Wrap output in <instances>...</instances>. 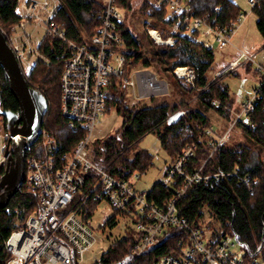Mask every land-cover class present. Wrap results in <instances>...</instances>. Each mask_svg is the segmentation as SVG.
<instances>
[{"label":"trees","instance_id":"16d2710c","mask_svg":"<svg viewBox=\"0 0 264 264\" xmlns=\"http://www.w3.org/2000/svg\"><path fill=\"white\" fill-rule=\"evenodd\" d=\"M192 11V15L208 23L231 25L241 13V7L235 0H183ZM18 0H0V26L5 30L9 41L13 27L20 21L16 12ZM118 8L134 10L133 0H115ZM106 2L102 0H62L54 20L61 23L66 30L61 38L47 31L39 50L43 57L39 59L29 73H25L28 84L39 89L48 99L49 108L45 115L43 129L47 130L57 141L60 151H71L86 135L82 129L74 130L63 116L61 75L65 62L70 55L72 41L86 43L102 24ZM144 18L145 27L157 28L164 39L172 36V45L152 39L154 55L164 69L171 74L173 82L189 92L196 93L198 107L187 102H163L148 104L144 101L131 104L130 88L125 82L132 69L140 63L143 55L137 53L141 41L125 17L117 26L123 36L126 62L123 74L113 76L108 86L106 113L116 111L122 117V124L115 133L99 137L90 156L109 171L122 178H129L134 172H144L153 164V155L146 149L136 148L148 134L154 133L161 145L168 151L171 160L176 159L187 145H195V153L189 161V169L202 168L204 178L194 189L187 192L179 202V214L187 222L204 230L212 236L221 237L232 234L245 250L244 257L249 260L258 258L253 264H264V159L261 154L247 143H230L228 139L216 138L210 131L212 121L206 110L214 109L230 119L233 126H239L244 133L264 148V85L255 99L249 113L236 120V111L242 106L236 104V98L225 82V76L232 71L214 76L217 69L216 52L213 47L198 40L200 29L187 31L189 13L182 15L178 30L173 26L178 22L176 13L168 11L167 3L160 0H144L137 10ZM256 14V25L264 35V0H259L252 7ZM146 67L151 66L149 59L143 60ZM188 65L195 69V84H189L176 77L172 71L177 66ZM237 67V66H236ZM236 67L234 69H236ZM217 69V70H216ZM219 71V70H218ZM257 72L263 75L258 68ZM169 84V92L171 85ZM171 84V85H170ZM0 101L3 109L20 112V104L10 90L8 79L0 64ZM185 105V111H180ZM0 115H2L0 113ZM5 130L8 121L5 116ZM246 118L249 120L246 121ZM9 141V139H7ZM90 146V145H89ZM40 142L26 149V159L31 153L41 152ZM7 163L0 165V181L6 171ZM237 171V174H236ZM224 172L235 174H220ZM249 177V182L243 178ZM175 189L166 187L162 180L157 181L148 191V199L158 206H164L174 195ZM99 206L96 200L84 204L83 216L88 223L92 220ZM38 207V193L25 181L22 188L10 199L6 207L0 208V247L14 229L25 225L29 215ZM122 213L115 210L114 216L107 224H117L115 215ZM209 213L215 221H207ZM216 222L219 226L215 225ZM139 234L131 229L124 237L117 239L103 253L96 264H124L131 254ZM181 239L188 241V231L183 225L170 226L162 240L146 250L139 258L138 264H152L162 255L178 254L182 249ZM8 253L0 249V264L7 259Z\"/></svg>","mask_w":264,"mask_h":264},{"label":"built area","instance_id":"2783aa9c","mask_svg":"<svg viewBox=\"0 0 264 264\" xmlns=\"http://www.w3.org/2000/svg\"><path fill=\"white\" fill-rule=\"evenodd\" d=\"M167 3L168 11L178 14L179 20L174 25L178 30L182 15L189 13L187 28L205 27L208 34L213 33L220 47L230 43L232 35L245 19L242 12L231 25H220L206 22L192 15L191 9L183 0H160ZM259 0H249L256 5ZM62 0H18L16 8L20 16L16 30L17 37L9 39L19 63L25 73H29L36 62L43 57L39 44L34 45L31 34L19 37L26 27L38 25L45 27L63 38L66 30L61 23L54 20ZM252 6V7H253ZM125 20L124 15L115 5V0H107L102 24L89 42L70 44V55L65 62L61 75L63 116L74 129L86 131V135L71 151H60L55 138L47 131H42L38 141L42 145L41 152L31 153L26 159V181L38 193V207L29 215L24 226L14 229L0 247L8 253V258L1 264H80L86 254L93 249L101 239L99 227L93 225V218L88 223L83 216L84 204L96 200L99 205L107 202L114 210L132 215L136 218L133 229L139 234L131 254L124 264H138L140 256L149 247L158 244L170 226L183 225L188 231V241L181 239L182 249L178 254L162 255L152 264H253L258 258L247 260L245 250L232 234L221 237L206 238L200 227L189 224L185 217L179 214V200L188 191L195 188L204 178L202 168L189 169V161L195 153V145H187L173 160L165 171L163 184L175 189L174 195L164 206H158L148 199V192H142L133 181L141 177L139 171L129 178L113 175L107 166L95 161L89 152L96 126L101 122L106 111L108 86L113 76L123 74L126 55L118 52L117 46L123 42V36L117 26ZM149 29L151 36L158 42L174 43L172 36L167 39H157ZM158 35L161 36L159 30ZM28 33V32H27ZM46 34V33H45ZM246 56L242 52L241 56ZM248 59H253L248 56ZM238 60L230 61L219 71L223 74L234 69ZM262 71L260 86L249 96L236 112V120L243 119L251 110L264 85V65L259 64ZM178 77L194 84L196 71L185 65L175 69ZM129 86L131 104L138 103L154 95H164L169 92L167 80L158 77L150 68L144 70L132 69L125 78ZM212 132V128L208 130ZM3 136L10 139V130ZM226 135L220 138L222 141ZM36 143L27 146L33 147ZM1 160L7 161L6 144L2 148ZM232 175L235 172L215 173ZM237 174V171H236ZM249 182V177L243 178Z\"/></svg>","mask_w":264,"mask_h":264},{"label":"rangeland","instance_id":"374dc122","mask_svg":"<svg viewBox=\"0 0 264 264\" xmlns=\"http://www.w3.org/2000/svg\"><path fill=\"white\" fill-rule=\"evenodd\" d=\"M102 1L107 2V0ZM133 1L135 7L134 10H126L123 8H119V10L124 15V17H126L128 21H130L131 28L134 30V32L142 43L137 53H141L143 57L140 63H138L135 68L136 70H144L150 68L157 73L159 78L165 79L168 83L174 84V86L170 84L171 91L167 94L154 95L151 97H147L146 99L141 101H144L148 104L163 102L175 103L185 101L188 103V105L194 107L201 106L199 105L197 94L187 91L178 83L175 84L172 80L173 77L171 76V74L164 69L161 62L154 55V50L152 46V39L154 38L149 32V29H152L154 27H145L144 18L137 11L138 7H140L144 0ZM235 1L240 5L241 12L246 16L243 23L232 35L230 43L227 46L220 47L216 36L213 33L208 34L205 27L200 28V32L197 37L198 40H200L201 42H205L207 45L214 48L216 52L215 64L217 65V69L220 68L218 69L219 71L224 67L227 62L232 59L238 58V65L236 69H232V71H230L225 76V82L230 86V90L236 98V104L238 107L242 106L244 101L249 96L253 95L256 87L260 86L262 76L259 74V72H257V69L259 67V64L264 65V35L260 33L257 28V17L256 14L252 11L253 5L250 4L249 0ZM193 29L194 26L191 25L189 29L187 28V31L191 32ZM16 30L23 31V28L18 27L17 23L13 27L9 35L11 40L13 39V36L17 37V34L14 35V33H16ZM45 33L46 29L44 26L38 25L35 28L33 25H29L26 27V30L22 32V35L19 37V40L21 41L24 38V34H31L34 41V45L36 46L42 41L45 36ZM126 50L129 49L124 47V45H121L117 48L118 52H124ZM242 52H245L246 56L240 57ZM248 56H252L253 59H248ZM145 59H149L151 61V66H144L143 60ZM175 69L172 71V73L176 77H178L175 73ZM218 70L214 73V76L219 75ZM237 110L238 108L235 109L234 112H238ZM180 111H185V105H181ZM206 112L211 118L212 126H214L215 128V131H212L215 137H218L220 134H222V136L226 135L224 139L227 138L230 143H247L256 151H258L264 159V148H262L257 142H255L248 135H246L241 127L233 126L234 123L230 122V119L219 114L214 109L206 110ZM122 120V117L117 114V112L114 110H112L110 113H104L101 122L96 126L93 132L92 140L89 146L90 150L92 151L95 147V141L97 138L103 137L107 134L115 133L122 124ZM0 130L3 132L5 131V122L3 115H0ZM8 146H10V150L13 151L15 147L14 141L9 140L8 144H6V149ZM136 148L146 149L153 155V164L148 167L144 172L139 171L141 177L133 181L136 188H138L140 191L148 192L152 189V187L157 181L162 180L164 178V171L167 165L170 163L171 157L168 151L161 145L158 136L154 133L146 135L140 141ZM114 213L115 210L107 202H102L98 206L93 217V225L99 227L101 239L99 242L96 243L93 249L86 254L84 261H82L80 264H96L102 257L103 253L109 248L112 243H114L117 239L124 237L135 226L136 218L126 213H118L115 215V220L117 221V224H107L106 221L112 216H114ZM206 220L215 221L209 213L206 214ZM213 223L219 226L216 222ZM205 236L206 238H209L211 236L208 229L205 230Z\"/></svg>","mask_w":264,"mask_h":264},{"label":"water","instance_id":"95a60500","mask_svg":"<svg viewBox=\"0 0 264 264\" xmlns=\"http://www.w3.org/2000/svg\"><path fill=\"white\" fill-rule=\"evenodd\" d=\"M0 64L2 65L10 90L20 104V112L3 109L0 113L7 118L14 141V150L6 149V171L0 181V208L6 207L11 197L18 192L26 178V149L36 143L43 131L45 115L49 108L47 97L28 84L25 73L15 51L0 26ZM249 119L246 118V121Z\"/></svg>","mask_w":264,"mask_h":264},{"label":"crops","instance_id":"0c3cea01","mask_svg":"<svg viewBox=\"0 0 264 264\" xmlns=\"http://www.w3.org/2000/svg\"><path fill=\"white\" fill-rule=\"evenodd\" d=\"M234 60H238V58L237 59H232V60H230V61H234ZM229 61V62H230ZM229 62H227V63H229ZM226 63V64H227ZM225 64V65H226ZM238 65V64H237ZM261 75V74H260ZM215 131V128H214V126L212 127V131ZM3 131H1L0 130V165L3 163V161L1 160V154H2V148H3V146L5 145V144H8V140H6V138L3 136ZM214 134V133H213ZM222 136V134H220L218 137L216 136V138H219V137H221ZM170 165V163L167 165V167ZM167 167H166V169H167ZM166 169H165V171H166ZM164 171V172H165Z\"/></svg>","mask_w":264,"mask_h":264},{"label":"bare ground","instance_id":"6f19581e","mask_svg":"<svg viewBox=\"0 0 264 264\" xmlns=\"http://www.w3.org/2000/svg\"><path fill=\"white\" fill-rule=\"evenodd\" d=\"M179 18V17H178ZM178 21V20H177ZM153 30H152V32L157 36V39L158 40H161L162 39V36H159L158 35V32H157V29H154V28H152ZM160 43H165V42H160ZM168 44V43H167Z\"/></svg>","mask_w":264,"mask_h":264}]
</instances>
